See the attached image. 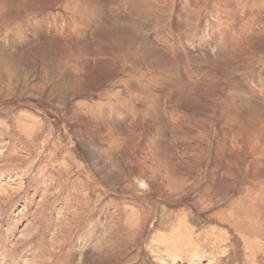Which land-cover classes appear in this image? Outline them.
<instances>
[{"label":"rangeland","instance_id":"rangeland-1","mask_svg":"<svg viewBox=\"0 0 264 264\" xmlns=\"http://www.w3.org/2000/svg\"><path fill=\"white\" fill-rule=\"evenodd\" d=\"M0 264H264V0H0Z\"/></svg>","mask_w":264,"mask_h":264}]
</instances>
